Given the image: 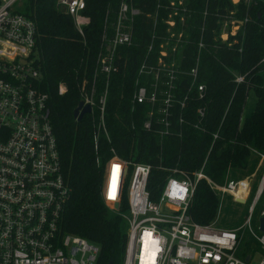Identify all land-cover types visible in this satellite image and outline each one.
I'll use <instances>...</instances> for the list:
<instances>
[{
  "label": "built area",
  "instance_id": "built-area-1",
  "mask_svg": "<svg viewBox=\"0 0 264 264\" xmlns=\"http://www.w3.org/2000/svg\"><path fill=\"white\" fill-rule=\"evenodd\" d=\"M24 6L21 0H0V264H96L98 246L62 230L69 187L51 124L48 94L40 88L36 24L23 12ZM55 8L72 18L84 39V27L89 23L82 13L85 1L56 0ZM139 14L132 0H119L113 21L106 14L92 72L78 84L79 101L90 107L84 116L92 129L96 160L103 158L102 202L112 212L123 201L126 204L125 213H119L127 224L122 264H264L260 253H255L260 255L259 262L251 260L252 254L246 262L237 253L246 231L264 249V233L257 224L258 236L250 222L264 176L244 224L220 228L216 221L224 197L236 201L242 196L244 201L249 189L247 182L229 181L227 176L223 184H217L205 173L218 131L212 133L211 146L198 156L196 164L190 149L162 156L165 147L168 152L175 149L171 146L174 140H183L186 131L207 133L206 87L197 82L200 53L206 47V11L195 42L192 23L188 24L192 12L184 0H159L145 15L151 28L133 78L128 110L132 113L130 129L140 119L141 129L156 138L159 151L148 155L153 162H141L121 157L112 146L105 116L112 75L120 71L124 50L136 46L134 22ZM220 28L221 22L214 41L222 40ZM232 34L235 32L226 38ZM190 45H195L196 53L184 73L180 65L188 57L183 51ZM184 74L190 82L181 93L180 76ZM242 80L239 75L234 78L236 83ZM64 91V84L59 83L58 93ZM194 99L197 106L190 104ZM101 145L107 149L106 157L98 153ZM155 172L164 175L155 179ZM200 181L218 197L217 216L209 224L195 222L189 214ZM243 183L247 185L245 195Z\"/></svg>",
  "mask_w": 264,
  "mask_h": 264
},
{
  "label": "trees",
  "instance_id": "trees-1",
  "mask_svg": "<svg viewBox=\"0 0 264 264\" xmlns=\"http://www.w3.org/2000/svg\"><path fill=\"white\" fill-rule=\"evenodd\" d=\"M55 1L26 0L23 12L36 24L35 57L42 77L40 88L48 94L51 124L69 187L62 230L95 243L99 248L96 264H122L127 224L119 213H125L126 204L123 201L121 208L112 212L102 202L103 158L96 160L88 117L84 116L78 122L73 118V110L79 101L78 84L92 72L104 19L106 14L108 21L115 19L119 0H84L82 13L89 19L84 27V39L75 30L72 18L55 8ZM158 1L132 0L134 7L140 10L134 22L136 46L124 50L125 63L122 60L120 71L112 75L105 114L112 146L118 155L141 162H153L154 159L148 155L159 150L156 138L141 129L140 119L136 128L130 129L132 113L128 110L129 99L151 28L145 15L154 10ZM184 1L192 12L193 19L188 24L192 23L193 42L199 35L203 12L206 11V47L200 53L197 82L204 83L206 87L207 133L186 131L183 140H174L171 146L175 149L168 152V147H165L162 156L190 149L196 164L198 156L211 146L212 133L218 131L204 171L212 181L223 184L228 171L246 166L250 150L264 153V64L261 63L264 57V0H238L236 3L231 0ZM230 19L242 21L240 29L234 36L228 35L226 41H214L220 22ZM183 53L188 55L180 65L185 73L193 64L195 45L186 47ZM185 75L180 76L181 93L186 91L190 82ZM238 75L243 80L236 83L234 78ZM59 83L65 86L61 94L58 93ZM250 92H253L255 102L249 114L243 116ZM190 104L197 106L198 102L194 99ZM98 153L106 157V147L101 145ZM163 162L167 164V160ZM155 173V179L164 175ZM217 207L218 197L205 181H200L189 206L191 218L195 222L209 224L217 214ZM261 211L262 207L258 208L254 218L258 220ZM254 242L258 244L255 250L250 249L251 245L246 241L244 246L249 250H240L238 255L246 257L258 252L264 256L261 244Z\"/></svg>",
  "mask_w": 264,
  "mask_h": 264
},
{
  "label": "rangeland",
  "instance_id": "rangeland-1",
  "mask_svg": "<svg viewBox=\"0 0 264 264\" xmlns=\"http://www.w3.org/2000/svg\"><path fill=\"white\" fill-rule=\"evenodd\" d=\"M233 3H236L238 0H231ZM21 2H26V0H21ZM240 21L237 23H228V22H222L221 28L219 33L221 34L222 41H226V36L229 32H235L240 29ZM237 27V28H236ZM234 35V34H232ZM261 63L264 64V57L261 59ZM255 102V96L253 92H250L246 104L243 110V116H246L251 111L253 105ZM264 176V153H260L255 150H250V155L248 156L246 160V166L242 169H232L229 174H227V178L229 181L234 180H242L244 182H247L248 185V193L247 198L243 201L242 196L238 198L242 202L234 201L231 197L226 196L224 197L222 201V208L219 211L217 223L216 226L220 228H236L244 224V222L247 220L249 215V206L252 203V200L255 197L256 190L258 188L259 183L263 179ZM246 183H243V195L246 194ZM241 188V187H240ZM237 200V199H236ZM264 205V188L262 190V193L260 197L258 198L256 204L254 205L252 214H251V228L252 231H254L258 236L260 235L259 231L256 230L254 224L256 222L255 214L258 208L262 207L263 209ZM108 209V208H107ZM110 210V209H108ZM111 211V210H110ZM217 216V215H216ZM258 221V220H257ZM254 237L251 236L249 231L245 232V236L243 237L242 241L239 244L238 251L240 250H249L245 248L244 242L250 243V249L255 250L256 246L258 245ZM258 253V252H255ZM252 253V261L253 262H259L260 255Z\"/></svg>",
  "mask_w": 264,
  "mask_h": 264
},
{
  "label": "water",
  "instance_id": "water-1",
  "mask_svg": "<svg viewBox=\"0 0 264 264\" xmlns=\"http://www.w3.org/2000/svg\"><path fill=\"white\" fill-rule=\"evenodd\" d=\"M90 107L89 105H83L82 101H78L76 107L73 110V118L75 119L76 122L80 121L83 116L86 113H89ZM237 202H242L241 200L237 199ZM258 230L261 233H264V215H261L258 219ZM249 260V255L245 257V261L247 262ZM114 264V263H110Z\"/></svg>",
  "mask_w": 264,
  "mask_h": 264
}]
</instances>
